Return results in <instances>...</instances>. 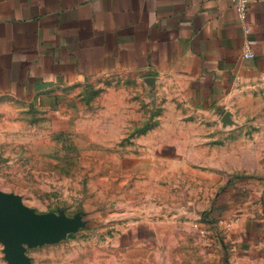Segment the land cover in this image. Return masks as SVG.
Returning <instances> with one entry per match:
<instances>
[{"label": "rangeland", "instance_id": "374dc122", "mask_svg": "<svg viewBox=\"0 0 264 264\" xmlns=\"http://www.w3.org/2000/svg\"><path fill=\"white\" fill-rule=\"evenodd\" d=\"M263 179L264 83L215 109L129 74L60 111L0 104V190L40 224L17 264H211L216 200L255 210Z\"/></svg>", "mask_w": 264, "mask_h": 264}, {"label": "crops", "instance_id": "0c3cea01", "mask_svg": "<svg viewBox=\"0 0 264 264\" xmlns=\"http://www.w3.org/2000/svg\"><path fill=\"white\" fill-rule=\"evenodd\" d=\"M127 74L177 83L201 109L228 105L264 83V0L244 22L233 0H0V104L60 111L76 90ZM260 183L255 210L216 200L211 264H264Z\"/></svg>", "mask_w": 264, "mask_h": 264}, {"label": "water", "instance_id": "95a60500", "mask_svg": "<svg viewBox=\"0 0 264 264\" xmlns=\"http://www.w3.org/2000/svg\"><path fill=\"white\" fill-rule=\"evenodd\" d=\"M146 81L153 84L155 78L149 77ZM39 229L40 224L27 217L16 197L0 190V238L4 241L6 257L11 264H17L13 255L16 239Z\"/></svg>", "mask_w": 264, "mask_h": 264}, {"label": "built area", "instance_id": "2783aa9c", "mask_svg": "<svg viewBox=\"0 0 264 264\" xmlns=\"http://www.w3.org/2000/svg\"><path fill=\"white\" fill-rule=\"evenodd\" d=\"M235 9L241 21H245L248 14L250 0H233ZM246 58L254 57V53L251 50H246L244 53Z\"/></svg>", "mask_w": 264, "mask_h": 264}]
</instances>
